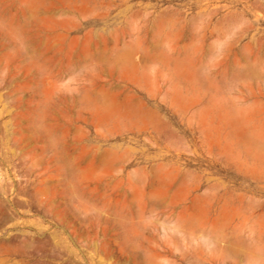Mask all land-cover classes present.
Returning <instances> with one entry per match:
<instances>
[{
  "label": "rangeland",
  "instance_id": "obj_1",
  "mask_svg": "<svg viewBox=\"0 0 264 264\" xmlns=\"http://www.w3.org/2000/svg\"><path fill=\"white\" fill-rule=\"evenodd\" d=\"M0 264H264V0H0Z\"/></svg>",
  "mask_w": 264,
  "mask_h": 264
},
{
  "label": "bare ground",
  "instance_id": "obj_2",
  "mask_svg": "<svg viewBox=\"0 0 264 264\" xmlns=\"http://www.w3.org/2000/svg\"><path fill=\"white\" fill-rule=\"evenodd\" d=\"M253 4V3H252Z\"/></svg>",
  "mask_w": 264,
  "mask_h": 264
}]
</instances>
